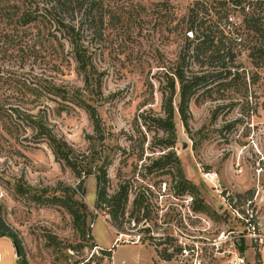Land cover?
<instances>
[{"label":"rangeland","instance_id":"obj_1","mask_svg":"<svg viewBox=\"0 0 264 264\" xmlns=\"http://www.w3.org/2000/svg\"><path fill=\"white\" fill-rule=\"evenodd\" d=\"M104 5L109 11L105 23L90 24L87 38L89 85L65 42L55 61L22 60L13 51L4 59L0 53V215L22 251L17 256L11 241L0 237V264H229V251L245 264H259L260 259L264 264V245L256 247L242 237L243 227L201 179V172H216L222 195L241 205L253 201L249 209L264 223V68H254L248 58V47L254 44H248L252 33L245 29V18L264 23V6L255 10L242 3L229 8L230 21L242 38L232 45L236 68L231 71L238 70V81L230 87L231 77L221 68L229 62L208 47L200 69L195 68L205 79L190 100L186 129L177 113L173 73L191 40V0H104ZM220 15L214 6L205 19L214 23ZM203 16L199 14L202 21ZM46 87L57 91L47 94L41 90ZM77 101L94 109L103 142ZM169 111L173 127L164 130L159 121ZM29 116L41 120L77 165L91 167L92 174L80 184L23 122ZM169 152L178 162L152 166ZM103 163L106 197L121 186L127 188L126 217L138 224L146 221L154 235L149 241L144 237L143 244H113L117 232L127 231L121 227V215L114 219L108 208L96 207V174ZM176 164L195 187L183 196L173 190ZM186 195L193 198L189 205L183 203ZM59 199L83 213L85 223H76L57 204ZM177 236L203 242L202 254L180 257Z\"/></svg>","mask_w":264,"mask_h":264},{"label":"trees","instance_id":"obj_2","mask_svg":"<svg viewBox=\"0 0 264 264\" xmlns=\"http://www.w3.org/2000/svg\"><path fill=\"white\" fill-rule=\"evenodd\" d=\"M191 2L192 8L189 10L187 20V30L191 35V40L188 41V44L183 49L179 65L173 73L179 91L177 113L186 129L188 128L190 117V100L203 88L202 84L205 79V74L200 70H195V68L200 69L199 60L206 55V52H209L208 47H215V51L221 56V59L223 61L227 59V62H229L221 68H223L225 77H231L229 83L232 84L230 87L234 86V82L238 81V70H235V72L231 71L232 68H236L234 67L236 55L232 52V45L233 43L235 45L241 43L242 38L237 35V29L234 23L230 21L229 8L242 3L246 6L252 5L255 10L256 7L262 8L264 6V0H191ZM214 6L219 7L220 20L214 23H207L208 21L205 18H207L206 16H208L209 11L211 12L214 9ZM200 13L204 15L202 17L204 18L203 21L200 20ZM108 14L109 11L104 5V0H0V23L3 25L0 31V53L3 54L4 59L5 56H11L9 55L10 53L7 54L9 51H13L22 60L23 58H33L34 60L46 61L47 59H52L55 61L58 59L57 53L59 48L63 47L62 42H65L71 49L72 58L79 72L84 76L85 84L89 85L91 79L88 73L90 58L88 56L87 38L90 32V24L96 20L101 25L104 24ZM221 21H223V25H220ZM245 29L252 33V35H248L250 36L248 44H254L251 48L248 47V58L254 68H264V23L258 18H251L250 20L245 18ZM255 76L257 75L254 74V76L252 75L249 78H254ZM251 80L254 84L257 78ZM24 88L27 91L29 87L25 85ZM53 89V87H46L41 90L50 94ZM54 91L56 92L57 90L54 89ZM174 92L175 81L171 83V93L168 97L169 102ZM34 94L36 99L39 98L40 94L37 90H35ZM63 98L65 99V97ZM68 100L71 101L73 99ZM76 104L83 107L88 113L95 125L99 141L103 142L99 130V120L94 109L82 101H77ZM16 107L20 108L19 106ZM14 117L19 120L17 115H14ZM172 120L173 112L169 111L166 113V118L159 121L161 128L172 130ZM14 122V124H17L16 121ZM23 122L29 123L30 128L35 130L36 136L47 142L54 157L62 161L79 177L80 184L83 177L92 174L91 167L87 168V165H77L75 158L71 156L72 153L67 149V146L59 142L41 120H35L29 116ZM172 140L173 137L171 142ZM101 152H103V146ZM174 156L173 153L169 152L162 160L160 159L152 163V166L156 165L162 168L165 163L167 164V161L178 162ZM174 170L173 180L175 181V185L173 186V190L175 194L183 196L188 191H194V185L184 177L178 164H176ZM97 172L96 207L105 206V208H108V213L114 219H117L121 215L120 223L122 227L126 221L127 188L121 186L112 196L107 198L105 189V184L107 183L106 164L103 163ZM80 186L78 187L79 189ZM56 202L70 212L76 223H85V216L83 213H79L77 208L70 206L69 203H66L62 199ZM72 202L78 205L79 209H85L83 203L78 201ZM135 203L136 200L133 201L132 205H135ZM201 207L203 208V206ZM196 210L201 211V208L199 207ZM0 237L8 238L13 244L17 256H22L17 238L11 233L9 227L5 225L1 215ZM240 250L243 251L244 248L241 247ZM105 252L110 253L111 251Z\"/></svg>","mask_w":264,"mask_h":264},{"label":"built area","instance_id":"obj_3","mask_svg":"<svg viewBox=\"0 0 264 264\" xmlns=\"http://www.w3.org/2000/svg\"><path fill=\"white\" fill-rule=\"evenodd\" d=\"M201 179L205 184L210 186L217 195H219L223 202L224 211L227 212V215L243 227L244 235H242V237L252 243L251 245H264V223L260 221V218L255 217L253 212L249 209L253 201L248 200L245 204L241 205L236 199L230 201L229 198H225L222 195L219 178L216 172H201ZM192 200L193 198L191 196L186 195L184 196L183 203L189 205ZM190 217H192L193 220L196 218L193 215H190ZM124 227L127 233L121 231L117 232L114 239V245H117L118 243L143 244L145 240L144 237L149 241V239H152L154 236L150 230L151 227L146 224V221L138 224V221L126 217ZM141 230L144 231V236L140 232ZM176 238L175 242L179 248L180 257L184 259H192L195 257L196 259L202 254L204 249L202 246L204 244L203 242L195 238L187 240V238L182 236H177ZM227 253L233 256V258L230 259L229 264H245L244 259L238 256L236 252L229 251Z\"/></svg>","mask_w":264,"mask_h":264},{"label":"crops","instance_id":"obj_4","mask_svg":"<svg viewBox=\"0 0 264 264\" xmlns=\"http://www.w3.org/2000/svg\"><path fill=\"white\" fill-rule=\"evenodd\" d=\"M115 239V238H114ZM114 242V241H113ZM114 244V243H113ZM97 246H98V244H97ZM98 249H100V250H102L103 248H101V247H97ZM263 249H264V246L260 249V252H262L263 251ZM263 264V263H262Z\"/></svg>","mask_w":264,"mask_h":264},{"label":"water","instance_id":"obj_5","mask_svg":"<svg viewBox=\"0 0 264 264\" xmlns=\"http://www.w3.org/2000/svg\"><path fill=\"white\" fill-rule=\"evenodd\" d=\"M17 255V254H16Z\"/></svg>","mask_w":264,"mask_h":264}]
</instances>
